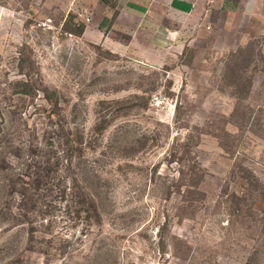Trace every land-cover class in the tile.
<instances>
[{
    "label": "rangeland",
    "instance_id": "rangeland-1",
    "mask_svg": "<svg viewBox=\"0 0 264 264\" xmlns=\"http://www.w3.org/2000/svg\"><path fill=\"white\" fill-rule=\"evenodd\" d=\"M207 7L0 0V264H264V6Z\"/></svg>",
    "mask_w": 264,
    "mask_h": 264
},
{
    "label": "crops",
    "instance_id": "crops-1",
    "mask_svg": "<svg viewBox=\"0 0 264 264\" xmlns=\"http://www.w3.org/2000/svg\"><path fill=\"white\" fill-rule=\"evenodd\" d=\"M124 3L127 10L126 20L132 26L151 27L152 18L158 13H168L172 18L181 15H191L201 10H206L210 20L216 18H239V25L245 26L248 20L261 14L264 0H119ZM207 5V6H206ZM167 16V15H166ZM110 18V16H107ZM102 23L97 24L98 31L102 29ZM172 33L167 36L171 37ZM173 37V36H172Z\"/></svg>",
    "mask_w": 264,
    "mask_h": 264
}]
</instances>
